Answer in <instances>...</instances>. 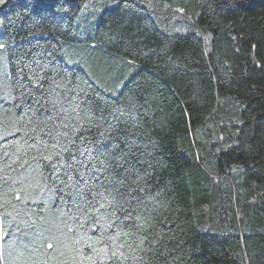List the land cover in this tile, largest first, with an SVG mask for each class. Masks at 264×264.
<instances>
[{"label": "trees", "instance_id": "1", "mask_svg": "<svg viewBox=\"0 0 264 264\" xmlns=\"http://www.w3.org/2000/svg\"><path fill=\"white\" fill-rule=\"evenodd\" d=\"M0 264H264V0H0Z\"/></svg>", "mask_w": 264, "mask_h": 264}]
</instances>
